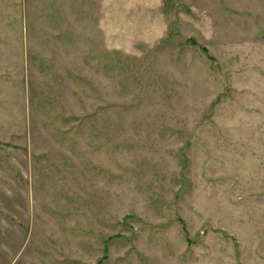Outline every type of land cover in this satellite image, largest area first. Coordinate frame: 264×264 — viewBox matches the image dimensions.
Wrapping results in <instances>:
<instances>
[{
	"label": "rangeland",
	"instance_id": "rangeland-1",
	"mask_svg": "<svg viewBox=\"0 0 264 264\" xmlns=\"http://www.w3.org/2000/svg\"><path fill=\"white\" fill-rule=\"evenodd\" d=\"M0 264H264V0H0Z\"/></svg>",
	"mask_w": 264,
	"mask_h": 264
}]
</instances>
